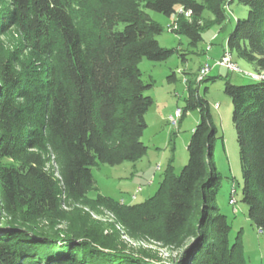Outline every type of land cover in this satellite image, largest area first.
<instances>
[{"label":"trees","instance_id":"obj_1","mask_svg":"<svg viewBox=\"0 0 264 264\" xmlns=\"http://www.w3.org/2000/svg\"><path fill=\"white\" fill-rule=\"evenodd\" d=\"M233 2L247 13L236 18L225 48L234 61L264 72V0H0V38L11 29L18 36L12 50L0 39V264H246L240 232L230 240L231 226L216 203L217 128L191 80H185L186 108H199L200 118L181 170L175 173L169 164L142 202L88 195L96 189L94 166L134 162L148 150L141 137L152 83L143 79L140 60L163 61L174 53L186 59L187 51L159 44L163 26L148 10L172 18V31L187 37L194 53L202 31L222 24ZM205 11L212 17L204 18ZM166 79L175 81L176 73ZM224 92L232 103L241 201L262 230L264 78L234 84L226 77ZM51 156L57 174L47 168ZM63 204L102 207L130 238L182 251L166 263L127 249L118 230L87 227L79 208L68 212ZM1 212L20 215L28 226L42 217L78 225L70 224L62 236L43 234L8 223Z\"/></svg>","mask_w":264,"mask_h":264},{"label":"rangeland","instance_id":"obj_2","mask_svg":"<svg viewBox=\"0 0 264 264\" xmlns=\"http://www.w3.org/2000/svg\"><path fill=\"white\" fill-rule=\"evenodd\" d=\"M148 13L163 26L162 32L156 35L159 44L167 48L179 47L181 52L187 51L186 59L174 53L163 61H152L147 58L140 60L139 68L143 79L152 83L146 93L153 98V104L146 113L147 127L141 137V140L148 146V150L141 159L134 162L125 161L114 165L100 163L94 166L92 173L96 189L91 190L88 195L93 197L100 193L125 204L142 202L154 194L169 164L175 173L181 170L188 160L187 144L192 129L200 118L199 108H186L188 92L184 80H191L196 88L195 94L206 100L217 128L213 154L221 178L216 193V203L220 211L226 215L231 226L230 240L233 241L240 232L246 264H264V228L260 230L251 223L247 216V207L241 201L242 179L238 146L231 121L232 103L224 92L226 77L234 84L250 82L252 79L242 74L243 72H232L224 66L214 64L223 55L226 38L236 18L245 17L247 7L238 2L230 4L227 8V18L222 24H209L202 31L203 40L198 44L194 53L189 52L191 49L188 46L187 37L178 36L172 31L170 26L172 18L152 10H148ZM210 17H212L211 14L205 11L204 18ZM0 39L4 46L11 50L18 43L15 29L7 31ZM207 46L209 49L211 47L212 51L215 49L220 52L219 57L212 59L206 49ZM234 59L242 71L256 72L246 61ZM205 61L211 65L208 72L211 79L197 84L199 68ZM171 72L176 73V80L168 82L166 76ZM177 109L180 113L173 124L169 115L174 114ZM47 168L57 174L58 166L53 156L47 162ZM232 189H235L234 207L229 203ZM132 195H135L134 199ZM74 207L80 209V215L84 217L86 223H89L86 224L87 227L91 225L103 233H110L113 228L118 230V240L127 249L144 250L166 263L175 261L182 251V249L162 246L153 240L130 238L123 227L114 220L112 213L102 207L63 204L61 209L71 212ZM1 215V218L10 224L30 227L43 234L60 231L58 234L62 236L70 224L78 225V223H73L74 220L69 222L67 219L42 217L28 226L29 223L25 222L20 215H10L4 212H1ZM67 217H72V214H68Z\"/></svg>","mask_w":264,"mask_h":264},{"label":"built area","instance_id":"obj_3","mask_svg":"<svg viewBox=\"0 0 264 264\" xmlns=\"http://www.w3.org/2000/svg\"><path fill=\"white\" fill-rule=\"evenodd\" d=\"M185 16H189V13L188 12H185L184 13ZM171 26V25H170ZM177 27V23L175 22L172 26H171V29H174ZM207 49H209V47L207 46ZM215 65H219V66H224L226 67L228 70L232 71V72H239V73H242L244 75H247V76H250L251 79H254V80H257V79H260V78H264V72H244L241 70V68H239V66L237 65V63H235V61L232 59L231 57V53L229 52V50L227 48H224V51H223V55L220 59H217L214 63ZM211 69V65L208 64L207 62H205L200 68H199V71H198V75H197V81L203 79L205 76L208 75V72L209 70ZM185 82V80H184ZM180 111L179 109H177L175 111L174 114L170 115L169 118L171 120V122L173 124H175L176 122V117L179 115ZM140 190V188L138 189ZM234 190L232 191V196L229 200V203L233 205H235L236 203V199L234 197ZM132 199L135 198V195H132L131 196ZM122 202V201H121Z\"/></svg>","mask_w":264,"mask_h":264},{"label":"crops","instance_id":"obj_4","mask_svg":"<svg viewBox=\"0 0 264 264\" xmlns=\"http://www.w3.org/2000/svg\"><path fill=\"white\" fill-rule=\"evenodd\" d=\"M206 49H207V47H206ZM208 50V53H209V56L212 58V59H214V58H218L219 57V54H220V52H218V51H216L215 49L212 51V48L210 47V49H207ZM206 62V61H205ZM204 62V63H205ZM215 66H217V65H215ZM172 115V114H171ZM170 116V115H169Z\"/></svg>","mask_w":264,"mask_h":264}]
</instances>
